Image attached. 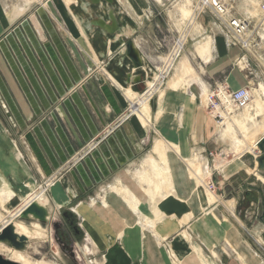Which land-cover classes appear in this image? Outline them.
Segmentation results:
<instances>
[{
  "label": "rangeland",
  "instance_id": "obj_1",
  "mask_svg": "<svg viewBox=\"0 0 264 264\" xmlns=\"http://www.w3.org/2000/svg\"><path fill=\"white\" fill-rule=\"evenodd\" d=\"M199 1L47 0L44 4L35 3L36 0H0V86L8 89H2L3 95L0 94V120L7 127L0 122V148L11 150L17 165L14 167L19 170L14 177L0 160V226L11 220L28 226L37 222L47 232L44 237H27L19 247L1 241L18 253L13 257L10 250L0 251L3 257L22 264H141L142 250L128 255L124 249L122 237L130 229L128 235L138 237L139 245L150 240L154 252L149 249L146 257L151 264L152 258L158 264L161 260L163 264H241L240 251L246 245L256 254L258 261L253 264H264V183L242 167L223 176V169L228 170L232 159L242 156L248 161L247 166L256 167L264 177L253 152L243 149L244 144L264 134V113L247 122V130L234 124L229 132L227 121L223 122L217 114L223 113L221 109L230 116L253 113L254 97L248 108L229 106L230 109L222 107L217 111L208 100L205 106L199 100L207 92L209 99L216 88L214 81L227 80L233 69L242 74L243 84L237 88L264 86V0H225L232 14L249 19L246 35L252 43L239 55L244 61L240 64L234 57L212 83L205 65L214 57L212 44V57L206 56L208 60L198 53L203 39L210 41L221 33L215 30L210 14L197 15L194 6ZM181 9L187 10V15ZM28 35L36 36L41 45L38 52L20 44L22 39L29 43ZM130 45L134 57L128 53ZM66 52L72 57L71 66L61 56ZM228 86L237 89L229 83ZM41 93L49 99L45 106L39 97ZM186 99L190 104L184 103ZM143 101L148 113L141 128V133L148 128L146 146L144 151L133 150L138 159L148 155L139 165H129L128 172L120 173L130 177L129 172H133L140 194L131 193L128 185L123 188L125 183L118 184L125 197L113 192L127 216H134V223L119 222L121 230L116 241L108 232L104 243V236L90 228L89 219L79 210L85 201L73 204L65 196V177L74 170L80 178V164L117 130H123L133 146L138 135L129 127L136 121V110ZM13 107H17L22 119L15 117ZM7 129L12 138L37 146L44 162L39 161L41 169H37L44 182L38 177L37 183L28 181L32 173L23 166L27 165V153L25 149L20 152ZM16 131L20 133L15 135ZM199 141H205L203 152ZM255 152L260 153L258 147ZM126 163L123 161L118 169L100 175L105 180ZM176 171L184 173L182 179H176ZM46 172L51 173L45 177ZM87 176L94 179L90 170ZM202 176L201 182H197ZM118 177L119 174L114 183L102 184L96 192L100 199L91 196L89 203L108 207L103 197L117 189ZM202 183L206 195L214 196V200L205 197L206 201L201 202ZM94 185L92 182L86 192ZM41 196L43 218L33 212L26 214L27 219L20 217L22 209ZM165 203L171 206L169 213L163 210ZM175 204L182 210L180 225L176 231L162 234L164 223L175 218ZM143 208L148 211L143 212ZM211 208H216L218 217L224 215L232 224V237H227L217 225L210 224L209 232L205 230L199 219ZM189 212L193 216L189 217ZM158 232L161 239L153 235ZM181 232L191 237L180 240V246H176L183 252L177 259L171 243ZM258 234L263 242L258 240ZM109 240L113 241L110 251Z\"/></svg>",
  "mask_w": 264,
  "mask_h": 264
},
{
  "label": "crops",
  "instance_id": "obj_2",
  "mask_svg": "<svg viewBox=\"0 0 264 264\" xmlns=\"http://www.w3.org/2000/svg\"><path fill=\"white\" fill-rule=\"evenodd\" d=\"M46 1L47 0H41V1L36 0V2H38V3L44 2V4H46ZM123 6H125V5H123ZM128 7L129 6H127V9H128ZM71 16H72V19H74V16L73 15H71ZM131 17L133 18V16H131ZM74 21H76V20H74ZM28 36H29L28 37L29 43H28V41H25L21 37L20 40L21 39L22 40H21L20 44L23 45V43H24V44H26L27 47H30V48L34 49L36 52H38L39 46H41V45L37 41L36 36L35 35H28ZM39 36L41 39H44V38L47 39L46 37H44V35H39ZM216 36L214 35L213 40L211 38L209 39L210 41H208V43H207L206 52H202V53L199 52L198 53L202 58H205V56H211L212 57V54L214 55L212 62L209 65L205 64L206 65V71H208V73L210 74V76H209L210 79H208V80L211 83L215 80V78H217L222 72L225 71V68L227 66H229V64H231L235 55L237 56V55L245 53V51H243V49L240 48L238 45L227 46L222 35H216ZM136 37H138V36H136ZM46 42L48 43V41H46ZM211 44H212V54H211ZM23 49H25V48H23ZM31 53H33V52H31ZM61 56L63 57V60L66 61L71 66V59H72L71 55L68 52H66L65 54H61ZM54 59L55 58H53V60ZM55 65H56V67H59V63H57V61H56ZM235 74H236L235 69H233L227 77V82L229 84H231L232 87L237 88V87L241 86L243 83L240 82V84L238 86H234V84H232V80H233L232 78L235 76ZM211 76H215V77L211 78ZM47 84L48 83L45 84L47 87L50 86ZM38 88H40V86H38ZM44 88H46V87L44 86ZM2 89H3V91L8 92V89L6 86H4V87L0 86V94H2V91H1ZM254 89L255 88H252L253 92H254ZM41 95L42 96H39V97L42 101L43 106H45V103L48 102L49 99L45 95H43V93H41ZM179 100L180 99L178 98L177 101H179ZM184 103L190 104V100L186 99V101H184ZM38 104H39V102H38ZM39 106H40V104H39ZM13 109L16 110V112L14 113L15 117L18 120H19V118L22 119L21 117H19V112H18L17 107L16 108L13 107ZM26 117H27V115H26ZM50 119H51V117H50ZM0 122L2 123L1 120H0ZM18 125H19L18 130L21 131L22 128H21L19 123H18ZM129 129L132 133H135V135L137 134L138 138H139V139L138 138L135 139V143L133 142V146L131 145L130 141L127 139L123 130L115 131L114 134L109 139H107L106 141H104L102 143H99L98 146L94 149V151L89 156L86 157L87 159L85 158L84 163L80 164L81 167L79 168V171H80L79 175L81 177L80 178L77 177V175H76L77 173L74 170H72L71 173L69 172L67 177L64 176L66 178V181L68 182V184L64 183L65 190H63V188L61 187L62 190L66 193L65 196L69 197V201L71 203L74 204L77 201H85V203L81 204L80 210L89 219L88 222L90 224V228H92V230L101 237L104 236L103 233H107V231H108V232H110V235H112L114 237V240L116 239V237L118 236V234L121 230L118 227V223L124 222V221L127 225L130 222L134 223V216L132 218H130L131 217L130 213H129V216H127L128 212L126 211V209H124L119 204L118 201L115 200L113 192H116L120 196L123 195V197H125L124 192H120V190L118 189L119 183L122 185H123V183H125L123 188H125L128 185L132 191L131 193L140 194V192H139V190H137V186L135 185L134 180H133L134 176H135L133 174V172H131V171L129 172V173H131L130 177H127L128 173H126V175H122V176H120V173L124 170L128 172L129 171L128 169H131L135 165H139L140 161L146 155H148V153H147L146 155L142 156L141 159H138V157H135V153H134L135 151L133 150V149H135L136 151H144L143 148L146 146L145 137L147 136L148 128L145 129L144 132L140 133L137 125L133 122V126H131V124H130ZM19 131H16L14 134L16 135L17 133H20ZM7 132L10 135V137L12 138V134L9 132L8 129H7ZM14 139H16L14 141H15L18 149L19 150L25 149V151L27 153V155L24 154L26 156L25 159H26L27 165L26 166L23 164L22 165L25 168L29 167V169L32 173V175L27 177L28 181L30 183H32V181L34 183H37V177H38L40 179V181L42 180V182H44V178H43L42 174L37 169L38 166H39V168L41 166L39 164V161H40V163H44L42 160V156L39 154V149L37 148V146L32 142L30 144H28V143L25 144L23 141H21L22 139H20V138L15 137ZM199 142L201 143L200 144V146H201L200 151H202L203 148H205V146H203V144H205V141H199ZM21 150H20V152H21ZM193 150L194 149L192 148L191 152H193ZM10 152H11V150H8V151L5 150L4 151L0 148V160L3 163H6V164L7 163L13 164V162L15 163L14 156H12V153H10ZM191 154H193V153H191ZM29 161L31 164L28 163ZM123 161H127V163L124 165L123 168L116 170L114 172L115 174L113 173L109 176V178H107V179L105 178V180H103V178H102L103 176H101L100 174L105 173L107 171L111 172L114 169H118L119 165H121V163ZM174 164L175 163L173 162V166H174ZM129 165L131 166V168L129 167ZM9 166L12 167V165H9ZM179 168L181 171L182 168L181 167H179ZM33 170H35V172ZM87 170H90L94 174L93 180L92 179L90 180L88 178ZM180 171L179 172L176 171L177 172L176 179L177 178L178 179L183 178L184 173H183V175H181ZM22 172L25 173L24 171H22ZM51 172H54V171H51ZM51 172H46V175L43 173V175L45 177H47V175ZM7 173L9 174L10 171ZM118 174H119L118 180L117 181L115 180L116 185H117V189L116 190L114 189L113 191L108 192V194H106L103 197L106 200V202L108 203V207L99 205L97 202L95 205H91L89 203L90 197L94 196L97 200L100 199V198L96 197L97 190H100L101 189L100 187L104 183L105 184H108L109 182L114 183V179L117 177ZM92 182L95 183L94 187L92 188V190L90 192H86V189L90 186V184H92ZM67 194H70V195H67ZM81 195H84V196L82 197ZM143 199H144V197H143ZM86 202H88V203H86ZM163 207H164L163 210H165L166 213H169V211H167V210L171 206L168 203H165V205ZM160 208H162V207H160ZM142 211L144 212V211H148V210L143 208ZM118 214H119V216H118ZM150 214L148 216H150ZM153 214L155 215L156 213H153ZM179 214H182V210L180 207H177V205L175 204V218L167 220L164 223L163 228L160 230L162 234L167 235L168 233L176 231L178 229L177 227L180 225V218H181V216ZM92 219L97 220L98 224L96 221H95V223L92 222ZM110 220H111V222H110ZM131 231L132 230H130V229H126V234H124V236L122 237V240H125L127 243H130V244H133V243L137 244L139 246L138 237H133L131 235H128V233H130ZM194 236L196 238V235H194ZM142 243H144V242H142ZM146 243L150 245V240L148 239V241H146ZM151 260L154 261V264H158V263H155L154 258H152ZM162 261L163 260H161V264H163Z\"/></svg>",
  "mask_w": 264,
  "mask_h": 264
},
{
  "label": "bare ground",
  "instance_id": "obj_3",
  "mask_svg": "<svg viewBox=\"0 0 264 264\" xmlns=\"http://www.w3.org/2000/svg\"><path fill=\"white\" fill-rule=\"evenodd\" d=\"M204 1V0H203ZM181 12H182V14L183 15H187V10L186 11H183V9H181ZM128 26V25H127ZM121 33L122 34H127V33H125L124 31H121ZM202 42H203V45H200V49H201V51H199V52H206V49H207V43H208V39L206 38L205 40L203 39L202 40ZM237 57V58H236ZM204 59H207L208 60V58L205 56V58ZM235 60L238 62V63H242L243 61H244V58H243V56L242 57H240L239 55H237V56H235ZM241 66V65H240ZM242 68V67H241ZM241 68H240V70H241ZM239 70V71H240ZM236 72V74H235V76H234V79L232 80V84H234V86H238L239 84H240V82H242L241 80H240V77L242 76V74L241 75H239L238 73H237V70L235 71ZM243 83V82H242ZM251 90H252V88H251ZM255 94V95H254ZM253 97H254V106H253V113H250V112H248L247 114H244V115H233V116H230V115H228L227 113H221V115H222V117H223V122H226L227 124H226V128L227 129H229V130H231V131H229V132H232L233 131V129H234V124L236 125V126H238V128L239 129H241V128H244L245 130H247L248 129V127L246 126V123L247 122H249V121H254V119L257 117V116H259V115H261L262 113H264V86L262 85V84H259V87L258 88H255L254 89V92H253V90H252V99H251V101L253 100ZM142 100V99H141ZM199 100H200V103H201V106H205L206 105V102H207V100H208V92L207 93H203V94H201V96L199 97ZM251 101H250V103H251ZM192 102V101H191ZM249 103V104H250ZM145 104V102L143 101V102H141V106H139L140 107V109H137L136 110V118L134 117V119H136V121L134 120V122H136V125H137V127H138V129H139V131H140V133H141V128H142V120L144 119V116H148V113H146V105H144ZM248 104V105H249ZM248 105L245 107V108H248ZM228 106H230V105H228ZM229 109H230V107H229ZM244 109V108H243ZM222 112V111H221ZM135 114V113H134ZM230 119H232V122H229V120ZM225 128V132H227V129ZM259 139V138H258ZM258 139H252L248 144H244V146H243V149L244 150H246L247 152H253V156H257L258 155V153H256L255 152V150L257 149V145H256V142L258 141ZM157 145V144H156ZM243 151V150H242ZM185 156H186V154H185ZM242 156H238L237 158H234V159H232V161L230 162V167L228 168V170H226V168L225 169H223V176H226L227 174H230L232 171L234 172H236L237 171V169H239L240 167H242L246 172H252L253 174H255L256 176H257V178L259 179V180H261L263 183H264V177L260 174V173H258L257 171H256V167L255 168H251V167H249V166H247L248 164L246 163V162H248V161H245V159H243V158H241ZM254 162H255V160H254ZM257 164V163H256ZM9 165H12V167L11 166H9ZM258 165V164H257ZM7 167H9V170L14 174V177H16L17 176V173H18V168H17V170L15 169V167L14 166H17L15 163H13V164H9V163H7V165H6ZM232 166H233V169H231L232 168ZM232 172V173H233ZM204 176H202V177H200L199 179H197V182H201V179L203 178ZM205 185V183H202V190H201V195H203V196H200L201 197V202L203 203V202H205L206 201V198L205 197H207V198H209V199H212V200H214L215 198H214V196H209V195H206V192L204 191V189H203V186ZM20 194H23V193H20ZM20 195H18V197H19ZM17 197V198H18ZM29 199H31V197H28ZM44 200V198H43V196H41V197H39V200H37V201H35V203L38 205V206H40V207H42L43 208V205H42V201ZM4 207V206H3ZM5 208V207H4ZM79 208V207H78ZM80 210V209H79ZM219 211V210H218ZM79 212V211H78ZM80 212H82L81 210H80ZM31 213H32V211H31ZM27 214V213H26ZM104 214V213H103ZM189 217H191V216H193L192 215V213L191 212H189ZM112 216V215H111ZM110 216V217H111ZM118 216H119V214H118ZM119 218V217H118ZM3 219V216H1V214H0V222H1V220ZM111 219V218H110ZM120 219V218H119ZM106 220V219H105ZM141 220H143V219H141ZM144 221V224H142L143 226H146V221L145 220H143ZM142 221V222H143ZM199 221L205 226V230L206 231H208L209 232V229L211 228V227H209L208 225H210V224H213L214 226L215 225H217V227L218 228H220L225 234H226V236L227 237H232L233 236V233H232V231L231 230H234V227L233 226H231L232 224L227 220V218L224 216V215H222V218H220V217H218V215H217V212H216V208H211V209H209V210H207V211H205L203 214H202V217L199 219ZM96 222H97V220H96ZM110 222H111V220H110ZM7 224H12L13 226H14V229H15V231H16V233L18 234V235H25L26 237H31V236H37V237H44V236H47V232H46V229L44 228V227H42L39 223H37V222H33V223H31L29 226L28 225H25L23 222H21V221H16V220H11V221H7V222H5L4 224H2L1 226H0V230L5 226V225H7ZM97 224H98V222H97ZM108 230V229H107ZM156 231H158V230H156ZM155 231V232H156ZM235 233H236V235H237V237L239 236V234H238V232H236L235 231ZM104 234V233H103ZM155 234H156V236H158L160 239H161V237H160V235H159V232L158 233H154L153 235L155 236ZM108 231H107V233H106V236L104 235V243H105V240L106 239H108ZM144 236V229L143 228H141V237H143ZM190 237L191 236H189V234L188 235H186V233L185 232H181L177 237H176V239L171 243V245H173V248L171 249V251H172V254H174L175 255V258H177V259H179L180 257H181V254L183 253L182 251H179V250H177V248H176V246H180L179 245V243H180V240H182V239H184V238H186V239H190ZM257 238H258V240L259 241H261V242H263L262 240H261V237H260V234H258L257 235ZM28 239V238H27ZM1 242V241H0ZM144 242V241H143ZM232 242L234 243V244H236V242L235 241H233L232 240ZM108 243H111V246L109 247L108 246V250L110 251V248L113 246V241H111L110 242V240H109V242ZM141 245H137V244H130V243H127L126 241H124V249L126 250V252H127V254L128 255H132L133 253L134 254H136V253H139L141 250H142V252H141V264H151L148 260H147V257H146V254H150V251H149V249H152L153 247H152V245H150V247H148L147 245V243L146 242H144V243H140ZM107 246V245H106ZM248 247V245H246V247L244 248V247H242L243 248V250H241L240 251V255H239V257H240V262H241V264H253L254 262L256 263V261H258L257 259H256V257H255V252L254 251H250L249 250V248H247ZM4 250H10V251H12L13 253V257H17L16 255H18V253L15 251V250H13L12 248H9V247H7L5 244H3V243H0V251L2 252V251H4ZM153 250V252H154V249H152ZM1 254V253H0ZM111 259H112V257H111ZM195 263H196V261L195 260H193ZM191 262V261H190ZM35 264H47L46 262H37V263H35ZM191 264H193L192 262H191ZM213 264V263H212Z\"/></svg>",
  "mask_w": 264,
  "mask_h": 264
},
{
  "label": "built area",
  "instance_id": "obj_4",
  "mask_svg": "<svg viewBox=\"0 0 264 264\" xmlns=\"http://www.w3.org/2000/svg\"><path fill=\"white\" fill-rule=\"evenodd\" d=\"M262 8L264 9V4ZM194 10L197 15L207 12L214 18L212 21L214 28L221 33L227 46L238 45L243 50H247L250 47L252 40L249 35H246L249 19L232 14L229 4L225 0H200L194 6ZM246 63L247 58L245 60ZM213 85L216 88L210 93L208 102L214 111L222 107L229 109L228 105L234 106L236 109H243L252 99V90L249 86L229 89L226 78L214 81ZM221 111L228 113V111L222 109ZM217 116L222 117L219 113Z\"/></svg>",
  "mask_w": 264,
  "mask_h": 264
},
{
  "label": "water",
  "instance_id": "obj_5",
  "mask_svg": "<svg viewBox=\"0 0 264 264\" xmlns=\"http://www.w3.org/2000/svg\"><path fill=\"white\" fill-rule=\"evenodd\" d=\"M128 53L134 57L135 54L133 52V49L130 46H128ZM256 145L259 149V154L256 156V161L258 164V168L264 170V134H262L258 141L256 142ZM33 212L35 215H38L40 218H43L44 215V210L42 207L38 206L35 202H31L28 205H26L21 213L20 217H26V213L28 212ZM27 240V237L25 235H18L15 231L14 228L12 227L11 224L5 225L1 230H0V241H8L11 245L14 247H19L24 241ZM0 264H22L17 261L11 260L9 258L3 257L0 254Z\"/></svg>",
  "mask_w": 264,
  "mask_h": 264
}]
</instances>
